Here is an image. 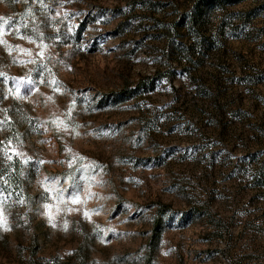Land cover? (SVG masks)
Listing matches in <instances>:
<instances>
[{
	"label": "rangeland",
	"instance_id": "obj_1",
	"mask_svg": "<svg viewBox=\"0 0 264 264\" xmlns=\"http://www.w3.org/2000/svg\"><path fill=\"white\" fill-rule=\"evenodd\" d=\"M0 41V264H264V0H0Z\"/></svg>",
	"mask_w": 264,
	"mask_h": 264
},
{
	"label": "trees",
	"instance_id": "obj_2",
	"mask_svg": "<svg viewBox=\"0 0 264 264\" xmlns=\"http://www.w3.org/2000/svg\"><path fill=\"white\" fill-rule=\"evenodd\" d=\"M227 1L232 2L233 0ZM138 87V90H140L141 86ZM5 141L1 140L0 144L4 143ZM23 175L24 164L18 155L10 154L0 156V190H2L6 194H10L15 200L18 201L20 200L24 191ZM168 211L169 210L167 206H162L159 209V215L155 220L154 231H158L160 229L163 221V216L167 214ZM34 255L35 251H32L29 259V264H37L35 261H33Z\"/></svg>",
	"mask_w": 264,
	"mask_h": 264
},
{
	"label": "snow or ice",
	"instance_id": "obj_3",
	"mask_svg": "<svg viewBox=\"0 0 264 264\" xmlns=\"http://www.w3.org/2000/svg\"><path fill=\"white\" fill-rule=\"evenodd\" d=\"M6 22V21H5ZM0 43H3V41H0ZM23 79V78H22ZM26 83H28V84H31V81H26ZM20 84H18L17 85V90L19 91V88H20ZM30 90V89H29ZM77 202V200L76 199H74L73 200V203H76ZM45 207L47 208V207H49L48 205H45ZM85 215H87V213H85ZM5 224H6V221L4 220V218L2 217V216H0V227H2V226H5ZM53 226H55V225H53Z\"/></svg>",
	"mask_w": 264,
	"mask_h": 264
}]
</instances>
